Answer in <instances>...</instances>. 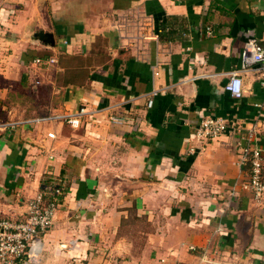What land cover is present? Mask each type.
I'll return each instance as SVG.
<instances>
[{
  "label": "crops",
  "instance_id": "crops-1",
  "mask_svg": "<svg viewBox=\"0 0 264 264\" xmlns=\"http://www.w3.org/2000/svg\"><path fill=\"white\" fill-rule=\"evenodd\" d=\"M0 1V220L63 187L29 264H264L238 166L249 130L264 155V75L223 89L244 42L264 48V0ZM208 116L227 130L195 142Z\"/></svg>",
  "mask_w": 264,
  "mask_h": 264
},
{
  "label": "built area",
  "instance_id": "built-area-1",
  "mask_svg": "<svg viewBox=\"0 0 264 264\" xmlns=\"http://www.w3.org/2000/svg\"><path fill=\"white\" fill-rule=\"evenodd\" d=\"M1 8L0 1V10ZM207 33L210 34L209 29ZM33 63L36 66H42L43 64H54L56 60L53 58L45 60L38 57L33 60ZM249 70L261 72L264 75V48L254 38L244 42L240 67L232 72L224 85V91L232 98H241L243 91L240 74ZM38 84L39 81H36L35 85ZM155 94L153 92L152 96ZM152 104L153 99L149 98L147 108H151ZM86 113V109L81 107L76 113L67 116L65 122L72 127H77ZM110 120L118 123L124 122L123 118L114 116L110 117ZM226 130L227 123L222 118L208 116L194 128L192 138L195 142L205 143L223 135ZM255 134V130L252 129L241 138L246 140V143L238 146V166L246 170V177L240 183L241 189L250 192L253 198L260 202L264 200V155L257 145H252L251 140ZM189 152L193 153L194 148L190 147ZM62 194V185L57 182H46L43 189L27 202L24 219L0 220V264H29L31 262L33 246L52 227Z\"/></svg>",
  "mask_w": 264,
  "mask_h": 264
},
{
  "label": "water",
  "instance_id": "water-1",
  "mask_svg": "<svg viewBox=\"0 0 264 264\" xmlns=\"http://www.w3.org/2000/svg\"><path fill=\"white\" fill-rule=\"evenodd\" d=\"M36 37L44 42L45 45L53 46V37L51 34H43L42 32H37Z\"/></svg>",
  "mask_w": 264,
  "mask_h": 264
}]
</instances>
